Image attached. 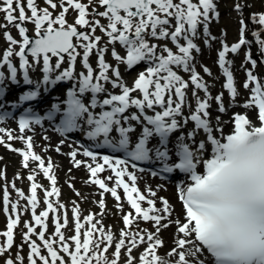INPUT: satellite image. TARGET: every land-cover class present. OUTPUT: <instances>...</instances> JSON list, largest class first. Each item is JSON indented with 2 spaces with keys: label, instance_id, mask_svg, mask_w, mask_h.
Here are the masks:
<instances>
[{
  "label": "snow or ice",
  "instance_id": "obj_1",
  "mask_svg": "<svg viewBox=\"0 0 264 264\" xmlns=\"http://www.w3.org/2000/svg\"><path fill=\"white\" fill-rule=\"evenodd\" d=\"M43 3L45 6L41 7L37 0H0L3 13L0 29L8 45L0 54V120L9 116L4 109L10 85L28 86L11 102L12 108H19L38 101L62 82H70L65 98L51 105L46 119L59 118L56 130L61 136L80 132L96 146L125 155L124 159L101 157L82 144L70 145L72 150L67 153L75 168L84 166L88 170L90 177L85 183L101 189L102 198L98 202L101 210L106 208L104 194L119 202L122 189L135 215L133 212L123 215L125 227L120 229L117 239L111 230L97 226L100 221L93 222L94 213L85 216L82 223L80 207L75 205L72 209L75 234L68 238L74 246L70 245L62 231L69 221L65 205L59 201L56 165L50 157L46 164L34 150L32 136H14L12 130L0 128V133L7 135V141L0 135V144L19 153L24 168L29 167L30 161L38 162L39 172L51 184L50 189H44L46 207L39 214L37 190L43 185L36 182L37 170L33 169L27 177L31 181L30 195L16 189L18 196L30 205L35 222V226L26 222L27 231L23 233L30 249L29 264H37V259L42 264H120L122 252L123 264L137 261L138 264H264V82L254 74L258 60L253 58V40L245 35L248 25L243 11L250 5L236 0L234 10L241 16L239 41L231 45L222 41L217 53V63L225 77L223 87L230 95L226 107L223 92L212 96L210 85L197 70L194 55L202 50L196 42L201 36L208 47L217 40L209 27L212 20L220 17L216 0H43ZM70 11L76 13L71 23L67 19ZM250 18L253 24L260 25L251 35L264 54L261 37L264 11L251 13ZM28 23L34 25L35 38L29 35ZM11 28L17 29L22 39H16ZM98 29L102 35L96 34ZM117 44L124 48L125 55L117 51ZM242 47H247L241 65L247 76L243 88L254 86L251 96L239 104L233 61L228 55H238ZM109 54L115 65L107 60ZM14 57L19 58L18 66ZM78 63L82 70H78ZM142 63L144 70L129 85L121 66L131 71ZM249 63L252 67L246 68ZM37 72L40 78L34 79L32 74ZM203 72L212 75L207 66H203ZM181 73L187 74V79ZM213 100L217 104L215 117L211 111ZM231 107L255 109L258 123L247 113L239 112L232 113L228 120L222 119ZM44 119L33 107L25 108L18 120L20 133L34 124L40 125ZM229 123L232 130L225 135L224 126ZM17 139L24 142L25 148H14L9 143ZM64 143L65 139H61L60 145ZM55 151L60 153L61 147L56 146ZM79 155L90 158L92 163L78 159ZM138 161L160 162L162 167L152 172L154 176L177 170L188 175L191 183L179 186L185 213L183 223L171 219L173 208L168 199L159 197L162 206L158 207L156 191L148 187L146 195L140 190L136 173L129 171L130 167H137ZM200 165L203 172L197 170ZM108 170L113 175L101 178L100 174ZM12 187L15 188V183ZM3 200L4 211L8 212L11 205L15 217L9 214L7 230L0 232L6 238L0 243V255L13 248L14 232L21 221L20 202L11 203L7 186ZM116 207L122 210L123 204L117 203ZM61 209H65L63 223ZM50 213L55 214L53 237H58V241L45 238ZM140 221L151 222L155 231L140 229ZM85 223L90 227L83 231L82 240ZM173 223L177 225L178 237L167 257H178L174 261L158 254V248L164 244L158 234ZM36 226L42 227V231L37 233ZM134 226L137 231L132 230ZM33 234L38 235L48 255L42 253L41 245L32 239ZM58 242L68 260L55 246ZM145 243L143 252L134 256L133 251ZM19 247L22 249L23 244ZM23 261L18 252L15 260L9 257L4 264Z\"/></svg>",
  "mask_w": 264,
  "mask_h": 264
},
{
  "label": "rangeland",
  "instance_id": "obj_2",
  "mask_svg": "<svg viewBox=\"0 0 264 264\" xmlns=\"http://www.w3.org/2000/svg\"><path fill=\"white\" fill-rule=\"evenodd\" d=\"M221 2V5L223 6V9L225 10V15H226V18L224 20V26L228 25V24H231L233 26H236L237 27V23L236 21L234 20V18L232 16H229L228 17V12H229V9H232V6H233V3H234V0H231L230 2L227 3L226 0H220ZM247 3L248 5H250L249 7H255V10H258V11H264V6H263V0H260V1H255V0H247ZM2 17H3V13H0V20H2ZM31 24V23H30ZM32 25V24H31ZM33 30L34 29V26H32ZM11 32H12V35L16 38V39H22L19 34H18V31L17 29L15 28H11L10 29ZM35 33V32H34ZM102 35V33H101ZM107 38V37H105ZM171 44H169L170 46ZM0 46H3V47H7V42L3 39V29H0ZM18 48V47H17ZM120 52L121 55H124V51L122 50H117ZM205 59H208V57L206 56ZM107 60L113 64L112 62V57L111 55L109 54L107 56ZM218 78H219V75H217ZM135 79V78H134ZM223 78H221L222 80ZM213 83V81H212ZM212 83H211V86H212ZM216 83H219L220 84V81L218 80ZM215 83V84H216ZM129 85H131L130 83H128ZM214 84V85H215ZM210 86V87H211ZM213 87V86H212ZM211 87V88H212ZM9 143L11 144H17L16 141H9ZM3 147H6L4 144L0 145V155H4L5 157V160H6V163L10 166V167H13V166H16L22 173L23 177L24 178H21V181H22V184H16L15 187L17 188H21V187H24V183L26 184L27 182L30 184L31 181L28 180V175L29 173L33 170V169H36L38 174L36 177H40L42 176V172H39V169L37 168V165L35 164H29V167L28 168H24L22 166V157L20 156L19 153L17 152H14V151H11L9 148L7 149H4ZM14 148H18L20 149L21 147H23V145L21 144H17L15 146H13ZM15 155V157H14ZM0 166H1V163H0ZM19 170H13L11 172V177H14V178H18V174H19ZM63 182H66V180L64 179L62 181ZM87 191V190H86ZM96 193H94V200L90 199V202H91V206L93 207V212L95 214V218L100 221L101 225L105 227V229H107L108 227L109 230H111L116 238L118 239L119 238V234H120V229L124 228V224H123V215L126 214L127 212H133L131 210V208H129V205L126 201V199H122L121 201L117 202L115 200V198H113L110 194L106 193L104 194L103 198L105 199V202H106V208L104 210H101V208L99 207V200L102 198L101 195H100V192L101 190L100 189H96ZM37 194L41 195V199L43 200V192L40 191V189H38L37 191ZM165 194V193H164ZM176 202H178V199L175 198ZM157 201V204H158V207L162 206L161 205V201L158 199H156ZM117 203H121L123 204V209L120 210V209H117L116 205ZM177 211L181 212L182 213V210L179 207H177L176 209ZM103 211V214L101 215V212ZM133 215H135V213L133 212ZM166 222V221H165ZM25 223H23L20 228H18L17 230H21L23 229V232H26L27 231V228L24 226ZM139 228L140 229H149L151 231H155V229L153 228L152 224H149L147 222H139ZM7 229V221L3 218H0V231H3V230H6ZM168 228L166 229H162L161 232L158 234L159 235V238L161 240L164 241V244L162 247L158 248V254L161 255L162 257H165V258H169L167 257V253L173 248L175 247V240L177 239V236L174 235L172 233V231H167ZM133 231H137L138 229L134 226L132 228ZM173 230V229H172ZM23 232H21L19 238L17 239V241L15 242L14 246L12 249H10L9 251H7L6 253H4L3 255H0V264H4L5 260L9 257H11L12 259H16L17 257V253L19 252L20 255H22L24 257V261H23V264H29V260H28V256H29V246H28V243L24 241V238H23ZM53 230H48L45 234V238L46 239H51V238H55L57 241H58V237H53ZM71 234V233H70ZM69 236H72V235H69ZM66 238V241L67 242H70V240L68 239L67 236H65ZM0 243H3V240H0ZM23 244V248L21 249L19 246ZM58 249V251H60V254L62 256L65 257V260H68V256L66 253H63L61 250H60V245H59V242L57 243V245H55ZM146 246L144 247H140L138 249H135L133 251V255L134 256H139V254L141 252H143L144 248H146ZM114 251V247L112 249L109 250V257H111V254L112 252ZM42 253L44 255H48L47 253V250L44 248ZM124 253L122 252V258H121V262L120 264H123L124 262ZM176 259L178 257H175ZM19 264V262H18ZM37 264H42L41 261L37 262ZM57 264H59V262H57ZM137 264H138V261H137Z\"/></svg>",
  "mask_w": 264,
  "mask_h": 264
},
{
  "label": "bare ground",
  "instance_id": "obj_3",
  "mask_svg": "<svg viewBox=\"0 0 264 264\" xmlns=\"http://www.w3.org/2000/svg\"><path fill=\"white\" fill-rule=\"evenodd\" d=\"M251 40H253L252 46H254L255 45L254 38L251 39ZM258 51H259V49H256V52H258ZM238 80H239V78L237 77L236 78V81L238 82ZM244 92H246V91L245 90L244 91H241V93H244ZM213 105L215 107H217L216 104H213ZM233 108H235V110H242V107H233ZM247 111H248V114L250 115L251 119L253 120L256 110L255 109H252V110H248L247 109ZM217 114L218 113L216 112V110H212L213 117H215ZM222 119L228 120L229 119V116L227 114L226 115H223L222 116ZM0 128L15 129L16 126L14 124H12V123H9V124H5L3 126H0ZM18 130H19V128H18ZM230 130H232V124H230V123L229 124H226L224 126L225 135ZM49 137H50V141H49L48 144H46L47 151L43 150L42 151V154L45 155L46 153L50 152L51 153L52 160L55 161V162H58L59 163V166L63 168V171L61 172V175L58 174V177L59 178H60V176L64 177V175H71V174H73L74 173V168L72 167L71 159L67 156V153H66V150L68 149L69 145L68 144L60 145L61 152L60 153H57V152H55V143H57L58 138H57V136H56L55 133H50ZM5 141H7V140H5ZM0 145H2V144H0ZM69 169H71V171H69ZM130 171H132V170H130ZM107 172L108 171H106V173ZM159 190L160 191L163 190V187H161ZM176 218L179 219V220H181L182 217H181V215L179 213H177L176 214ZM176 234H177V231L175 230L174 235H176Z\"/></svg>",
  "mask_w": 264,
  "mask_h": 264
}]
</instances>
